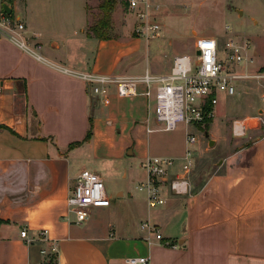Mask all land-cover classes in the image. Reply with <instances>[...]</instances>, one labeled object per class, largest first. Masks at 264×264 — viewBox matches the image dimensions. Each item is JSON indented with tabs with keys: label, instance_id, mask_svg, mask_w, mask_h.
I'll use <instances>...</instances> for the list:
<instances>
[{
	"label": "crops",
	"instance_id": "1",
	"mask_svg": "<svg viewBox=\"0 0 264 264\" xmlns=\"http://www.w3.org/2000/svg\"><path fill=\"white\" fill-rule=\"evenodd\" d=\"M155 1L162 6L161 21L170 18V24L171 17H181L186 8L182 4L188 2ZM17 4L15 14L24 22ZM29 5L57 15L50 30L41 29L34 20L24 22L27 33L39 43L45 37L51 40L49 48L41 43L50 61L40 53L43 59L38 60L0 39V264H126L132 257H148L149 264H264L261 89L257 102L240 93L247 83L238 85L234 96L224 94L220 114L219 97L207 131L208 147L217 150L216 171L197 176L194 167L185 195L173 194L166 184L165 203L160 207L150 208L145 194L135 193L124 182L114 194L98 165L104 163L108 179L116 175L126 179L127 167L121 163L126 158L142 161L160 152L165 154L161 157L177 161L171 172V179L175 178L188 148L187 138L180 148L175 139L147 133L148 127L157 125L152 118L148 125L153 101L146 96L143 80L147 74H169L175 57L190 55L172 53L188 34L195 40L194 47L197 39L210 37L222 48L225 33L199 36L192 27L190 32L178 31L162 23V37L145 40L135 36L136 20L129 14L126 23L117 26L118 35L100 40L89 34L91 4L84 0H36ZM65 26L71 37H64ZM248 57L252 62L239 71L259 72V85L264 88V49ZM87 73L116 81L108 85L106 98L93 96L78 77ZM236 103L242 105L238 112ZM237 125L245 126L242 136L234 133ZM90 127L92 136L86 141ZM195 147L196 166L203 147L199 143ZM84 170L102 177L111 205L93 209L90 219L77 225L68 214L67 199ZM146 177L132 181L140 184ZM143 222L156 226L165 240L178 247L149 246L145 239L151 235L142 231Z\"/></svg>",
	"mask_w": 264,
	"mask_h": 264
},
{
	"label": "built area",
	"instance_id": "2",
	"mask_svg": "<svg viewBox=\"0 0 264 264\" xmlns=\"http://www.w3.org/2000/svg\"><path fill=\"white\" fill-rule=\"evenodd\" d=\"M29 0H0V39L6 40L23 52L31 54L38 60L43 58L39 54L41 43L37 37L27 33L26 25L16 16L15 6L18 2ZM128 12L136 20L134 34L145 40H156L162 37L161 23L162 6L155 0H125ZM6 6L11 10L7 12ZM251 49L249 40L230 39L224 47L225 58L220 57L221 46L214 38L203 37L196 40L193 56L183 55L174 59L169 74L159 77L146 75L143 83L146 85V96L153 101V109L148 119L152 120L157 128H147V133L173 132L180 124L186 126H206L215 116V107L218 105L219 94L234 96L237 93L236 81L260 79L259 74H247L239 71V67L252 58L248 57ZM83 80L93 96L106 98L108 85L116 82L113 78L98 76L93 73L81 74ZM2 83L0 82V94ZM244 125L234 127L236 136H242ZM196 136H187L188 148L182 159V166L174 179H171L172 170L177 161L168 157L147 156L140 168L146 174V180L137 186V190L145 194L150 208L164 205L162 188L170 184L171 192L175 195H185L188 192V176L195 167ZM68 214L74 217V223L82 225L91 217L95 208H108L111 205L106 185L102 177L94 171L84 170L76 178L68 199ZM143 232L151 236L145 239L149 246L178 247L165 240L159 229L149 222L141 224ZM45 234V232L43 233ZM27 231L22 237H27ZM54 251L56 246L54 245ZM148 257H132L126 259V264H149ZM44 264H58L44 263Z\"/></svg>",
	"mask_w": 264,
	"mask_h": 264
},
{
	"label": "rangeland",
	"instance_id": "3",
	"mask_svg": "<svg viewBox=\"0 0 264 264\" xmlns=\"http://www.w3.org/2000/svg\"><path fill=\"white\" fill-rule=\"evenodd\" d=\"M85 3L91 4L90 6V20L91 25H94L96 22L98 15H99V9L98 4L101 2V0H84ZM232 1V2H231ZM188 0L187 3H183L182 6H186L184 8L183 13L179 14L181 17H171V21L173 23L170 24V18L168 20L163 19V25L170 26L171 28L174 27L178 31L183 30H191L188 29L190 27L196 29L199 31V36H206L210 33H218L223 31L224 35L226 36L223 38L224 43L220 50V57L225 58L226 54L224 51L225 43L227 38L229 39V36L237 32L234 36L235 40H240V42H244L245 40H249L251 43V49L250 52L258 51L262 52V49H264V0ZM36 2V0H29L25 2H18L17 4V12L20 14L24 20L25 23L32 24V21L36 24H39L41 29L43 30H50L51 26L57 15L55 11H48V10H39L38 7L32 8L29 4ZM115 11L112 14V27L110 30V35L116 36L119 33L120 26H123L124 23H126V19L129 16V12L127 10V6L125 3V0H115ZM191 2V4H190ZM96 4V5H94ZM190 4V5H189ZM29 5V6H28ZM237 10H240V12L237 13ZM115 15V17H113ZM23 22V23H24ZM24 23V24H25ZM170 24V25H169ZM174 25V26H173ZM165 29V27H164ZM164 31V30H163ZM190 32V31H189ZM64 37H71L73 34L70 31V28L65 26L63 30ZM247 35V36H245ZM61 37H57V39H60ZM233 38V39H234ZM56 39V38H55ZM50 41L48 38L45 37V39L41 40V43L43 47H50ZM228 41V40H227ZM194 43L195 40L191 36V34H188L187 37L184 38V40L180 43L182 47L172 50V53L175 55L180 54H190L193 56L194 53ZM253 43V44H252ZM42 54L45 58V52L44 49L39 52ZM48 59V58H47ZM49 60V59H48ZM50 61V60H49ZM253 66L255 64L253 63ZM255 70V69H253ZM245 71V70H244ZM247 74H260L259 72L256 73L255 71L248 70L246 72ZM260 79H254V80H240L235 82V86H238L240 84H245L247 87L240 92L245 93L247 95H250L251 97L255 98V101L260 102L261 97L260 95V89L261 93H263L264 88L262 87V84H260ZM238 93V91H237ZM225 95L219 94L220 102L219 105L216 107L218 114L221 113L223 107H224V101H225ZM238 97L240 95H237ZM237 96L233 97L236 98ZM264 100V98L262 97ZM241 103L235 104V109L237 112L240 111L242 105ZM154 107V105H153ZM153 109V108H152ZM219 115L217 116L218 119ZM157 125V124H156ZM158 126V125H157ZM206 128H209V124L206 126H186L185 124H180L176 131L173 133L171 132H161L160 134L153 135V138H163V140L168 139H175V141L180 145V148L184 145V139L187 138L189 134L196 136L199 146L203 149L201 152L198 153L196 157V166L194 170V174L197 176L200 174H210L216 171L218 165V158H216L215 153H217V150L214 149L212 151V148L208 147L207 144H209V140L211 137L206 138L205 132ZM196 144V146L198 145ZM195 147V146H194ZM192 147V149H194ZM199 147V148H200ZM196 148V147H195ZM154 155L157 156H165L163 153H154ZM222 158V157H221ZM123 165L127 167V178L122 179L123 177L121 175H116L115 177H112L111 179H108V175L104 172V163H99L100 169H102L103 178L107 182L108 189H111L114 194L119 190L121 191V182L126 183L130 190L134 191L135 193L138 192L137 186L138 181L133 182L132 179L135 177H139L145 174V172L140 168L141 161L136 158H126L123 162ZM134 177H133V176ZM126 196L125 198H127Z\"/></svg>",
	"mask_w": 264,
	"mask_h": 264
},
{
	"label": "trees",
	"instance_id": "4",
	"mask_svg": "<svg viewBox=\"0 0 264 264\" xmlns=\"http://www.w3.org/2000/svg\"><path fill=\"white\" fill-rule=\"evenodd\" d=\"M115 5H116L115 0H101L98 6L99 9L98 18L94 23V25H92L89 28L90 36L100 40H108L111 38L110 30L112 27V14L115 11ZM208 129L209 128H206V132L208 131ZM91 136H92V129L90 127V130L86 137V141L89 140ZM78 145L79 143L73 144L70 148L72 149ZM2 224L3 221L0 220V226Z\"/></svg>",
	"mask_w": 264,
	"mask_h": 264
},
{
	"label": "water",
	"instance_id": "5",
	"mask_svg": "<svg viewBox=\"0 0 264 264\" xmlns=\"http://www.w3.org/2000/svg\"><path fill=\"white\" fill-rule=\"evenodd\" d=\"M6 9H7V12L8 13H11V10L6 6ZM205 136H206V138H209V134H208V132H205ZM214 145V142L213 141H211L210 142V146H213Z\"/></svg>",
	"mask_w": 264,
	"mask_h": 264
}]
</instances>
